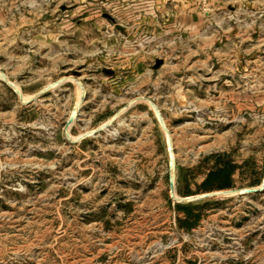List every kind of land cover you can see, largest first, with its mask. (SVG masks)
<instances>
[{
	"label": "rangeland",
	"instance_id": "374dc122",
	"mask_svg": "<svg viewBox=\"0 0 264 264\" xmlns=\"http://www.w3.org/2000/svg\"><path fill=\"white\" fill-rule=\"evenodd\" d=\"M154 11L136 0H0V13H34L40 28L34 43L3 36L11 19L0 15V264H264V185L244 190L263 180L264 101L230 110L188 70L163 74L165 43L187 50L193 36ZM95 26L105 47L87 46ZM216 156L234 165L231 185L209 191L231 193L174 201L169 174L176 197L209 192L196 191ZM177 204L198 214L192 227H178Z\"/></svg>",
	"mask_w": 264,
	"mask_h": 264
},
{
	"label": "crops",
	"instance_id": "0c3cea01",
	"mask_svg": "<svg viewBox=\"0 0 264 264\" xmlns=\"http://www.w3.org/2000/svg\"><path fill=\"white\" fill-rule=\"evenodd\" d=\"M76 1L85 4H91L93 1L114 4L121 0ZM136 1L145 2L149 8L156 9L157 14L155 11L151 13L153 21L160 19L166 22L171 30L193 36L192 48L190 46L187 50L183 44L165 43L167 51L163 58L164 64L161 70L163 74L179 75L182 74L181 70L186 69L191 75L199 77L197 82L204 86L201 92L203 96L224 99L225 103L229 104L230 110L235 108L244 113L249 109L250 100H261L256 101L257 110L260 108L258 105L263 104L264 101V0H210L211 10L207 13L199 9L200 0ZM55 14L56 12L52 16L54 19ZM0 15L3 19L9 17L11 19L6 27L1 28L3 36L14 34L18 38L26 34L30 36L28 39L32 43L36 36L39 41L40 33L36 31H40V28L34 27L36 23L34 20L37 18L34 13H29L28 17L20 12H12V16H8V12H1ZM71 15L68 23L72 19ZM82 15L78 16L76 22L80 19L84 21L96 17L94 11ZM49 17L51 19V16ZM14 19L17 20L16 23L12 21ZM24 23L27 25L22 27L21 24ZM49 28V35H52V30L56 29ZM95 30H99V34L96 38L88 39L90 42L87 41V46L92 47L95 44L105 47L101 26H95ZM17 41L18 44H22L21 40L17 39ZM110 50L112 59L116 60L114 49ZM130 59H135L128 63H133L132 66L130 65L131 71L136 70L133 75L137 78L140 61L145 58L136 55ZM113 77L116 75L114 74ZM178 87L181 88V93L186 91L181 85L175 86L173 91ZM84 142L94 143L90 139H83L80 144Z\"/></svg>",
	"mask_w": 264,
	"mask_h": 264
},
{
	"label": "trees",
	"instance_id": "16d2710c",
	"mask_svg": "<svg viewBox=\"0 0 264 264\" xmlns=\"http://www.w3.org/2000/svg\"><path fill=\"white\" fill-rule=\"evenodd\" d=\"M233 164L229 161L222 160L221 157L216 156L214 159V166L206 173L204 179L197 186V191H209L213 189L227 188L231 185V173ZM175 208L182 210L184 218L178 220V227L188 229L194 225L198 218V214L193 212L187 205H175Z\"/></svg>",
	"mask_w": 264,
	"mask_h": 264
},
{
	"label": "water",
	"instance_id": "95a60500",
	"mask_svg": "<svg viewBox=\"0 0 264 264\" xmlns=\"http://www.w3.org/2000/svg\"><path fill=\"white\" fill-rule=\"evenodd\" d=\"M109 17V16H108ZM110 18V17H109ZM112 19V18H111ZM116 29H118L119 31H123V27L119 24H115L114 25ZM161 63V60L160 59H156L154 64H153V68H157ZM104 71V70H103ZM4 76V75H3ZM61 82V80H55L54 82H52L49 86L45 87L41 92L45 91L47 88H50L54 85H56L57 83ZM20 93V92H19ZM40 93V92H39ZM39 93H37L34 97L38 96ZM174 96L176 97V100L182 104L183 102V99L185 98L182 94H181V88L178 87L175 91H174ZM150 106H152L153 108V111L156 115V117L158 118L162 128H165V126L163 125L162 121H161V118L159 116V113L158 111L156 110V106L154 105V103L150 102ZM72 118H70L69 120L71 121ZM107 124H104L102 126H99L98 128H95L93 130H91L90 132L87 133V135H94V134H97L98 132L102 131L103 129H106L107 128ZM168 143H169V140H168ZM169 148H170V144H169ZM169 167L170 169H172L173 167V157H172V153L170 151V157H169ZM172 182H173V179H172V175L169 174V183H170V196L171 198L176 201V202H189V201H193V200H200V199H203V198H207V197H211V196H220V195H225V194H228V193H231L232 190H218V191H209V192H205V193H202V194H198V195H192V196H186V197H176L175 194H174V191L172 190ZM264 185V174H263V180L261 182V185L260 187H255V188H246L244 189L246 192H258L262 189Z\"/></svg>",
	"mask_w": 264,
	"mask_h": 264
},
{
	"label": "built area",
	"instance_id": "2783aa9c",
	"mask_svg": "<svg viewBox=\"0 0 264 264\" xmlns=\"http://www.w3.org/2000/svg\"><path fill=\"white\" fill-rule=\"evenodd\" d=\"M209 1L210 0H200L199 9L201 10V12L207 13L208 11L211 10Z\"/></svg>",
	"mask_w": 264,
	"mask_h": 264
}]
</instances>
